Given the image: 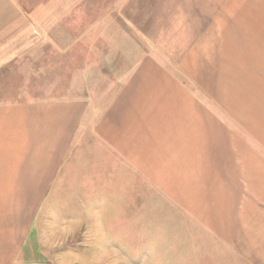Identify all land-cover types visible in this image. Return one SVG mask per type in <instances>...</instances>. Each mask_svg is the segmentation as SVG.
<instances>
[{
	"label": "crops",
	"instance_id": "1",
	"mask_svg": "<svg viewBox=\"0 0 264 264\" xmlns=\"http://www.w3.org/2000/svg\"><path fill=\"white\" fill-rule=\"evenodd\" d=\"M80 48L90 51L87 61L100 67L99 79L106 82L97 102L84 93L0 103V198L24 191L32 199L14 216H0V264H53L25 250L52 169L32 172L30 179L24 178L27 171L12 169L17 156L21 165L23 130L33 113L52 114L50 128L59 130L56 158L73 130L91 127L93 112L110 114L114 128L143 125L136 116L145 113L180 112L181 183L198 198L190 201L181 192L180 207L226 232L222 240L264 258V127L253 133L255 139L249 133L240 138L221 115L236 111L221 100L229 95L225 82L252 75L264 80V0H0V80L33 51L49 49L53 61L71 66ZM128 113L125 120L132 124H118ZM111 145L116 161L144 176ZM221 192L220 204L230 202V209L216 216L214 198Z\"/></svg>",
	"mask_w": 264,
	"mask_h": 264
},
{
	"label": "rangeland",
	"instance_id": "2",
	"mask_svg": "<svg viewBox=\"0 0 264 264\" xmlns=\"http://www.w3.org/2000/svg\"><path fill=\"white\" fill-rule=\"evenodd\" d=\"M87 55L89 50L77 49L76 64L68 66L53 61L49 49L33 51L4 73L0 103L73 99L84 93H92L87 98L97 102L106 82L99 79L100 67L87 61ZM258 76L225 82L230 91L221 100L236 111L221 115L232 121L231 130L240 138L249 133L255 139L253 133L264 127L260 125L264 80ZM31 115L23 130L21 165L17 156L12 169L27 171L26 179L46 167L52 175L28 226L29 257L53 264H264V258H254L235 242L222 240L226 232L199 223L180 207L181 192L188 193L190 201L197 196L181 183L180 112L145 113L136 116L143 125L120 128L112 127L116 122L110 121V114L93 112L91 127L73 130L65 151L56 158L53 147L59 130L50 128L52 114ZM130 115L121 114L118 124L131 125L132 120H125ZM111 144L145 177L126 162L116 161ZM121 167L124 171L116 170ZM3 196L0 216L4 212L14 216L23 202L32 201L24 191ZM221 197L222 192L214 198L219 201L213 210L216 216L229 213L230 202L220 204ZM237 216L243 220L244 213Z\"/></svg>",
	"mask_w": 264,
	"mask_h": 264
}]
</instances>
